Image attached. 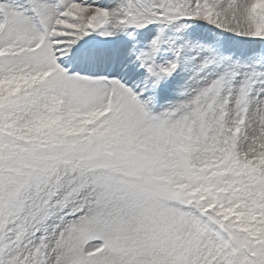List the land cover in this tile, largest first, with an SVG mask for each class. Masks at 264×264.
Segmentation results:
<instances>
[{"label":"snow or ice","instance_id":"obj_1","mask_svg":"<svg viewBox=\"0 0 264 264\" xmlns=\"http://www.w3.org/2000/svg\"><path fill=\"white\" fill-rule=\"evenodd\" d=\"M0 264H264V0H0Z\"/></svg>","mask_w":264,"mask_h":264}]
</instances>
